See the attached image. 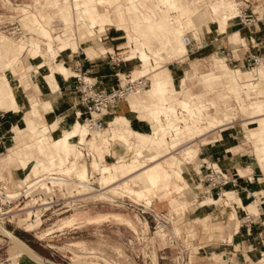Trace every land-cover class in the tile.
Listing matches in <instances>:
<instances>
[{
	"label": "crops",
	"instance_id": "obj_1",
	"mask_svg": "<svg viewBox=\"0 0 264 264\" xmlns=\"http://www.w3.org/2000/svg\"><path fill=\"white\" fill-rule=\"evenodd\" d=\"M36 1L38 2L40 0H36ZM58 1L60 0H46L45 6L52 7L51 5L56 4ZM137 1L145 2L147 4L148 9L145 8L146 12L141 11V13H143L144 19L147 21L146 24L152 22L154 23L155 19H158L157 6L161 2V0H137ZM163 1L166 5H169V3H171L172 5L175 4L177 6L181 5L182 7H191V8L193 7L192 5H195V3L200 2L199 0H195L193 2L190 0H163ZM34 2L35 1H33V3ZM138 2H136V0H130V1L129 0H90L89 5L92 8V10L95 11L96 13L102 14V21H100L101 24L98 23L99 26L101 25L100 27L104 29L105 25L108 24L109 26H107V29H110V27L113 26L116 28V30L125 31L128 41L123 42L122 41L123 36L119 35L120 33L118 31H116V34L114 35L109 30L105 34V37L102 38V40H97V42L95 43L92 40H90L91 41L90 43L86 41L80 44L79 42V51L77 53L63 52L61 53V55H59L58 61L63 62L67 66L66 67L65 65H63L67 69L68 76H69V69L75 72L80 71V73H84L87 71V76H89L90 78L98 79L100 81V84L105 88L118 86L120 83L124 81V78H128L131 75L137 78L146 74L148 75L150 81L149 91L151 90L158 98V100L159 99L161 100L163 98L164 102L167 103L168 105L170 104V101L167 99V94H168L167 89L170 87L172 88L168 98L173 97L174 102L176 101L174 105L177 106L178 109V118L181 117L180 115H184L185 113L181 110V109L185 110V107L183 105L185 101L193 106V111L196 113V115L202 113L203 116L201 115L196 116L186 111L188 114L191 115L192 120L191 122L189 121V123L186 124L185 127L181 125L182 123L177 126L181 130L183 129L182 130L183 135L175 143L171 142L172 137L175 136L176 134L175 129L173 130L171 129L172 135L170 140H168L167 139L168 136L167 137L165 136L166 135L165 133L167 132L168 129L157 130V128L154 125V128H156V130H154V132L150 134H154L157 136L156 139L157 143L147 146L146 148L149 147L151 149V154L154 156L158 155V157L160 158L169 156L171 159L173 156H177L180 161H182L183 163L187 162L188 164L192 163L196 158L197 159L199 158L202 161L200 162L199 166L196 168L189 167L187 164L184 165L183 166L184 169L182 167V171L186 176V181H182L181 179L174 177V179L171 181V186H173V184L176 183L182 185L183 188L184 187L190 188L191 183L189 182V179L191 177L190 174L191 172H194L196 176H199V174L205 175L209 164L216 163L229 175H231L232 177H236V185L229 186L227 188V190L229 189L234 190L229 192H236V195L232 199L228 197L229 192H227L226 197H221V198L216 197L218 200H220V203L216 204L213 202L212 203L209 202L206 205H204L202 203L203 197L208 198L205 196H211V195L199 194L200 196L197 195L193 201H190L188 200V197L187 198L185 197L184 199V196L182 197L176 196L177 194L180 193H177L175 196H172L173 193L172 191V193L169 194L168 196L163 195L164 197L162 198L165 200L164 201L160 200L159 203H157L156 205L160 209L164 207L165 209H168L166 213H162V214L158 213L154 208H152L153 206L152 204L150 205V207H145L147 205L143 203H140L139 205L143 206L144 208H148L150 212L160 215L161 217L167 216L171 221L167 220L166 225L168 229L171 231H174L173 229L175 223L178 222V224H182V227L186 232L189 229L190 224H192L193 222L196 223L198 218H200L201 221L202 218L203 220H205L204 222H206L203 224L204 233L206 232L205 234L209 235L211 231H208L210 230V227L207 225L208 221L210 220L212 224L218 223L216 227L217 229L215 230V231L217 230L219 231L217 232V234H215L217 238H215L214 240L211 239V237H208L206 239L204 238L203 242L200 241L202 244L198 246L197 258H195L193 263L189 261L190 264L263 263L264 262V108H263V113H260L257 109L255 112L254 108L251 105L252 102L256 99V98L254 99V97L259 96L260 99V95L257 94L256 96L253 97L250 94V97L248 96V98L251 100V103L245 104L244 102L243 104H241V109L245 112H248L249 114V117L246 118L247 122L245 121V124L248 125V129H249L247 138L251 142L252 140L254 141L252 143L254 144L256 157L260 163V165H257L254 164V162H252L250 158H247L249 157V155L247 156L248 153L246 152L241 151L239 158L234 156L236 154L234 153V151L236 152L240 151L239 148H241V144L240 145L236 144L234 141L235 139L238 140V136H232L235 138L230 141L232 143L224 139L225 137L227 139L230 138L228 137V135L230 134V128L233 126L232 123L234 122L231 120L232 116H230V119L225 121L226 120L225 118L224 120L218 116L210 115V113L206 110L208 109L207 105H211V103L209 102L204 103L205 105L201 106L197 99V97L205 96L207 93L192 92L191 89L188 88L187 86V81L189 80V73L194 69L193 64L196 61H198V59L197 60L190 59L191 56L201 55V58L199 60L201 59L206 60L207 57H210L211 55L212 57H216L217 54L219 53L226 55L227 59L230 60V62L234 65V67H240V68L232 69L228 66L226 60L220 57H217L215 63L217 67L218 59L219 60L221 59V61L226 62L227 67L232 73V77L234 76L239 81L237 82L239 86H240V82H242L243 84L244 82H248L249 80H254L255 78L254 73L256 71L255 67L249 70H242L241 68L251 64L250 57L252 54L264 52V17L256 18V19L253 18V21L251 23H248L245 20L246 18H243V16H241V21L239 23H235L234 21L230 23V20L234 18L232 17L225 21L224 26L220 29L221 31L217 33V37H215L212 41H207L206 39H200L198 41L199 43L194 41L193 43L194 44L197 43L198 45H196L193 49H190L189 52L186 51V47L178 48L177 49L178 51L185 50L183 53H180V55H173L174 53H172L170 49L165 50L169 54V57L177 58L175 59V61L168 62L167 64L163 63L162 66L160 67L162 69V72H164L168 76H171L174 79L173 83H171L168 86V83L162 81L161 79H158L154 83V85H152V81L155 80V72L157 71V69L151 70L148 73L143 71L141 72V74L138 75L137 73H135V69L138 66V64L136 63L137 61L140 62L139 57L137 55L141 57L142 54V51H137V48L135 49V46L137 45V41L138 40L142 41L143 38L140 36L137 38L138 40H135L136 38L135 36L133 38L130 37V32L132 31L135 23L140 17L139 15H136L138 13L137 11L138 6L141 7V3ZM230 2L235 3V5L237 6L238 15H236V17L239 16L240 15L239 2H237L236 0H230ZM39 4L41 3L39 2ZM104 5L107 6V11L109 15L108 17L106 16V13L103 11V9L105 8ZM196 12H198L197 9ZM137 23L138 24L136 25L140 27V30L143 29L147 31V29H145L146 24L144 25L140 24L141 21ZM227 28H229L230 31L225 32ZM153 32L159 33L157 30H154ZM225 33H227V35H225ZM63 40L64 38L61 37L59 43H61ZM161 41L163 43H167V41L163 40L162 37H159V39L158 38L153 39V44L155 45L154 46L155 48L154 47L153 48L155 50L162 48ZM144 43L140 42V44L142 45H144ZM124 48H130V49L126 51H121ZM139 49H143V48L141 47ZM57 50L60 51L59 47ZM104 50H109L113 52L115 60L123 58L124 54L128 51L129 54L127 55L130 56L135 55L137 59L135 58L129 61H120V62L117 61L114 64L112 61L109 62L106 61L105 58H103L101 52ZM206 50L208 51L206 52ZM144 51H146L147 53L149 52L148 48H146ZM131 52L132 54H130ZM161 54L165 61V56L163 55L164 51H162ZM35 55L37 54L35 53ZM180 58H184V59L179 60ZM142 65L143 64H140V66ZM212 72L214 73L216 71L212 70L210 72L204 74H198V75L196 73L195 75L192 76V78L195 76L198 77L199 82L202 83L204 87H207V85L204 82H202L203 79L202 76H208ZM38 73L39 76L41 77L39 78L40 79L39 82H36V85L33 87V90H28L27 92V90L24 89L22 90V93L20 92V94L17 90V99L23 114L27 112L24 111L23 109L26 106L32 107V101L37 100L36 105L39 106L38 111L40 112L38 123L40 127L44 126L43 129L39 130V127L37 126L36 122L31 118L29 117L22 118V114L18 111H11V113L8 114V116L4 118L2 116L0 117V144H1L0 153H3L2 149L4 148L3 147L4 142H7L9 139L7 136L12 133V125L18 124V129L21 133L23 132L21 130V125H25L30 132L33 130L43 131L44 134L42 136L41 134L33 135L34 141L26 145L25 149L21 151V156H20L23 165L25 167L29 166L28 168H30L31 172L34 175H36L35 178L41 177L39 175L42 171L41 167L39 166L40 164L39 156L42 157L43 152L40 155V150L38 146L41 148V141L42 139L45 138V134L47 133L46 131L49 130V133H51L50 135H48V137H50L53 134V132H56V134H58L59 129L62 131L63 127L68 128V126L69 127L72 126V123H77V121L80 122L79 115H81L82 111H84V109L78 104V98L75 87L76 81L75 79H73L72 76L67 78L68 76L65 77L60 72L54 74L58 84L55 85V84H51L50 81L49 82L47 81L46 78H48V75L46 77L45 76L46 74L45 75L41 74L40 71ZM51 74L52 73L50 72L49 76H51ZM260 75L264 76V74H258L259 76L257 78L258 80L252 81L254 84L264 81L263 78L260 77ZM219 77H220L219 75L215 76L217 80H220ZM29 87H32V80ZM213 87H217V86L215 85ZM235 88L236 87L234 88L227 87V93H223V94H228L231 99L237 102L235 97L236 94L234 92ZM244 88L246 87H243V89ZM10 89L11 87L0 88V95L3 96L4 93L9 91ZM247 89L248 88H246V90ZM255 89L256 90H252L253 92L251 91V93H255L258 90L256 87ZM205 90L206 88H204V91ZM261 92L263 93L262 90L259 91V93ZM158 100L154 97L153 98L148 97L146 100H143L141 104L143 106L144 104L148 106L156 104V106H159ZM260 100L263 102L262 105L264 107V99H260ZM142 105L139 106L140 109H142L143 107ZM6 106L10 107L7 104ZM131 107L132 105L128 99L120 101L117 105L114 106L113 112L107 117V121L108 122L111 121L114 117H116V115L117 116L125 115V117H128L130 119L129 122L131 121L135 129H138L140 131H151V121L148 120L146 117H139V115L140 114L142 115V113L139 114L137 110H134ZM204 120L206 121L204 122ZM203 124L205 125L202 126ZM217 129L222 131L225 137H220L217 139ZM160 131L163 132V136L159 135ZM5 133H8V135L4 136ZM187 137L189 138V142L185 143V139ZM38 138L39 140L37 141ZM101 140L102 142L99 144L101 145L100 147H106L107 145H109L111 147V150L108 153L114 155L115 158H119L118 160H115V163L112 165L115 164L121 165V163L125 162L126 159H124L125 158L124 155L127 152L133 154L137 153L136 155H138L139 152L146 151L145 147L140 146L136 150L134 149L135 151L134 152L133 149H131V147L126 142H123L122 139H120L119 137L110 138L109 134L107 135V139H101ZM43 145L45 150L46 143H43ZM186 150H192L193 152H195V156L193 158H189L184 154ZM178 154H181V157H179ZM104 155H106V153ZM1 160L3 161V158ZM202 180H204V176ZM181 183H184V185ZM184 189L181 191V193L184 191ZM192 189L193 191H195L194 190L195 188ZM198 190L199 192L200 191L203 192L204 187H199ZM170 195L171 197H169ZM122 206L126 207L125 203L122 204ZM143 207L140 208L143 209ZM28 208H30V206L23 207V209H28ZM133 211H135L136 216H138L140 219V222L138 221L137 224L130 216L119 211H101L94 209L75 210L74 212L71 213V215L63 219L62 223L58 226V230H63L65 227H73L76 225L80 227L84 225L99 224L105 221L116 220L123 225H127L130 229L135 231H138L137 227L138 225L141 224L140 227H142V231L144 233H149L147 231L148 228L150 229L148 218H152V216L150 214L144 215L141 213V211H136V210ZM115 214L119 215V219H116L114 217ZM97 215H101L106 218H104L101 222L99 221L96 223H91L89 219ZM247 217L249 218L248 221H244ZM144 219L146 220V222L145 223L143 222L144 223L143 224L142 221ZM69 220L73 221L72 224H65V222ZM230 220L234 222H236L235 220H238L239 223L236 224H233L234 222L229 223ZM129 221L132 223L129 224ZM146 224L148 228L146 227ZM53 231H54V227L49 228L46 233L42 234V236H46L50 233H53ZM228 231L229 233H226L224 235L221 234L222 232H228ZM164 246L165 245H163V247ZM153 247L154 248L151 253L156 251V244H154ZM161 248H159L157 252H161V251L165 252V250H162ZM169 251H172V249ZM18 255L21 257H26L30 262L43 263L42 261L36 259L35 257H32L31 255H29L24 251L22 253L18 252ZM217 256H220L221 259H218ZM151 258L154 264L160 263V257L157 258V260L154 259L153 257ZM168 258L170 262L171 260H173L171 256L170 257L168 256Z\"/></svg>",
	"mask_w": 264,
	"mask_h": 264
},
{
	"label": "rangeland",
	"instance_id": "obj_2",
	"mask_svg": "<svg viewBox=\"0 0 264 264\" xmlns=\"http://www.w3.org/2000/svg\"><path fill=\"white\" fill-rule=\"evenodd\" d=\"M2 1L3 0H0V13L4 12V11H2L4 8L2 9L1 7L5 3H3ZM33 1L37 2L36 0H7V3L12 2L13 4L17 3V4H21V6H22V5L31 4V3H33ZM45 1L46 0H40L39 2L42 5H45ZM190 1L193 2L195 0H190ZM199 1H200L199 3H195V5H192L193 6L192 9H195V10H193V12H195L196 14L202 15V16H206V15H208V13L212 12V6L215 5L216 3L222 1V0H199ZM225 1L233 4V2H230V0H225ZM236 1L239 2L240 15L232 18L230 20V23L233 21L235 23H239L241 21V16H243V18L248 17L251 19L264 17V12H263L264 11V0H236ZM58 2H60V1H58ZM131 2H133V1H131ZM136 2H138V1L136 0ZM139 2L141 3V7L138 6V8H137L138 13L136 15L140 16L138 18L137 22L141 21L140 24L144 25L147 23V21L144 19L143 13H141V11L146 12L145 8L148 9V7H147V4L145 2H141V1H139ZM94 3H96V2H94ZM159 4L162 7L170 8L169 12H171V14H170L171 16L168 15V19H167L168 24L171 25L173 23V26L174 25L180 26L181 22L179 21V15H178L179 10L177 9V7H175V8L172 7L171 3H169L170 7L163 5L161 2ZM51 6L57 7V6H59V3L57 5L52 4ZM104 7L105 8L103 9V11L106 13V16L108 17L109 15H108V11H107V6L104 5ZM180 7H182V6L180 5ZM152 9H153V7H152ZM196 9L198 10V12H196ZM17 11H19V10H17ZM45 14L56 15L57 11L53 10V8H51L49 6H47V7L45 6ZM62 19L64 21H67V19H64L63 16H62ZM137 22L135 23V25L131 31L133 34L130 32V37L133 38L135 36L136 37L135 40H138L137 38L140 36L143 38L142 41H140V40L137 41V45L135 46V49L136 48L139 49L142 47L143 49H140V51H144L146 48H148V51H149L148 54L150 55L152 60L149 64H144V62L141 63V62L137 61L136 64H138V66L135 69V73H137V75H138V74H141V72H143V71L148 73L151 70L157 69V71L155 72V80L152 81V85H154V83L158 79H161L162 81L168 83V86H169L171 83H173L174 79L171 76H168L164 72H162V69L160 67L162 66L163 63L167 64L168 62L175 61V59H177V58L176 57H169V54L165 50L170 49L171 52L174 53L173 55H180V53H183L185 50L178 51L177 50L178 48H176V50L171 49L172 45L169 42V39L167 40V37H168V36H166L167 33H164V32L155 33V32H148V31H145L143 29L140 30V27L138 25H136V24H138ZM154 22L156 23L157 19H155ZM224 23H225V21L220 22V21H217V19H212V20L208 19L206 21H202V24H199V26L198 25L186 26V28L188 30H185L184 34L190 35L194 39V40L192 39L193 42L195 41V42L199 43L198 41L200 39H206L207 41H212L215 37H217V33L219 31H221L220 29L224 26ZM228 24H229V21H228ZM185 25H187V24L185 23ZM100 29L102 30L103 28L100 27ZM109 30L114 35L116 34V31H118L120 33L119 35L123 36L122 41L123 42L128 41V38L126 36L125 31L116 30V28L113 26L110 27V29H107V31H109ZM227 31H230V29L227 28V30H225V32H227ZM99 35H102V38L105 37V34L103 35V33H101V34L98 33V37H99ZM225 35H227V33H225ZM8 36L11 37V35H8ZM28 36H30V35H28ZM96 37H97V35L86 38V40H88V43L91 42L90 40H92L95 43L98 40V38H96ZM159 37H162L163 40H166L167 45H165V43H163L161 41L162 48L155 50L154 49L155 45L153 44V39H155V38L159 39ZM208 37H210V38H208ZM1 38L7 39L12 44H11V46H8V45L0 42V77L7 75L6 77L11 82V84H10L11 89L9 91H7L6 93H4L3 96L0 95V117L2 116L4 118V117L8 116V114H10L11 111H18L22 114V118L29 117L32 120H34L36 122L37 126L39 127V130H41V129H43L44 126L40 127L39 123H38L40 112L38 111L39 106L36 105L37 100L32 101V107L26 106L23 110L27 111V112H25L23 114L21 109H20V106L18 104L17 90H18L19 94H20V92L22 93V90H24V89H26L27 92H28V90H33V87L36 85V82H39V80H40L39 78L41 77V76H39L38 72L34 73L35 68H38L39 65L41 67H43V68L39 69L40 73L44 74V75L46 74L45 75L46 77H47V75H50V71H51L50 68H52V70H54L55 74L59 73V68L65 64L61 61H57L55 63L54 58L56 57V55L58 53V50H57L58 47L60 46V44L63 41H65V39L61 43H59L60 38L55 39V44H54V40L52 41L49 38L50 43H49L48 49H46L49 52L48 58L45 57L44 59H42V58H39L37 55H35L34 51H36V50L31 49L30 46H28V48L25 50L24 45L16 43L15 41L12 40V39H14L12 37H11L12 39H10L8 37L1 35L0 39ZM14 40L18 41V39H14ZM84 40H82V41H84ZM140 42H143V43L147 42V43H144V45H142V44H140ZM80 43H82V42H80ZM88 43H86V44H88ZM197 43L194 44L192 49L196 45H198ZM13 45H14V47H17V48L21 47V55L20 56H22V53L24 51L23 58H20V59L18 58L16 60L11 58V53L13 51V49H12ZM170 45H171V47H170ZM50 46H52V48H54L53 51H50ZM129 49L130 48H124L121 51H126ZM162 51H164L163 55L165 56V61H164L163 56L161 54ZM207 51L208 50H206V52ZM65 53H70V50L65 51ZM127 54H129V51L126 52L124 54V56L127 57ZM130 54H132V52ZM51 55L54 58H51ZM46 56H47V54H46ZM217 57L225 59L226 62L228 63V66L232 69L240 68V67H234V65L230 62V60L227 59L226 55L220 54V53L217 54L216 57H212V55H211L210 57H207L206 60H203V59L199 60L201 58V55L200 56H197V55L191 56L190 59H192V60L198 59V61H196L193 64L194 69L189 73V80L187 81V86L194 93H207L205 96L197 97V99H198L199 104L201 106L205 105L204 103H208V102L211 103V105H207L208 109L206 110L210 113V115L218 116L222 119L225 118L226 119V120L224 119L225 121L230 119V116H232L231 120L234 122L232 123L233 126L230 128V134L228 135V137H230V138L227 139L224 136L223 132L220 131L219 129H217V139L220 137H225L224 139H226L227 141L230 142L232 139H235L232 136H238V140L235 139L234 141L236 144H239V145L241 144V148H239L240 151H237V152L234 151V153H236L234 156L239 158L241 151L246 152V153H248L247 156L249 155V157H247V158H250V160L252 162H254V164L260 165V163L256 157L254 144L252 143L254 141L252 140V142H251L247 138V135L249 133V129H248V125L245 124V121L247 120L246 118L249 117V114H248V112H245L241 109V104H243L244 102H245V104L251 103V100L248 98V96L250 97V94L253 97L256 96L257 94H259L260 99H264V95H263L264 94V81L257 83V84L255 83L253 86H251V87H256L258 89L255 93H251L252 90L250 91L249 88L247 90H246V88L243 89V87H245V86L242 84V82H240V86H239V84L237 83L239 81L234 76L232 77V73L229 70V68L227 67L226 62L221 61V59L220 60L218 59L217 60V67H216L215 63H216ZM182 59H184V58H180L179 60H182ZM6 64H7V66H6ZM46 64H47V66H46ZM140 64H143V65L140 66ZM158 68H160V69H158ZM253 68H254V65L250 64V65L243 67L241 69L242 70H249V69H253ZM212 70L216 71V72H214V73L212 72L208 76H202V78H203L202 82H204L207 85V87H204V85L199 82L198 77L195 76L192 78V76L195 75L196 73H197V75L198 74H204V73L210 72ZM257 72H258V74H261V73L264 74V70H261V69H258ZM70 73H71V71L69 69V74ZM3 74H5V75H3ZM216 75L220 76L219 77L220 80H217L215 78ZM260 77H262L264 80L263 75H260ZM46 79L49 82V79L48 78H46ZM31 80H32V87H29L31 84ZM256 80H258V79H256ZM250 81L252 82L254 80H249L248 82H250ZM215 85L217 87H213ZM250 85H252V84H250ZM249 86H247V87H249ZM2 87L5 88V86L3 84H0V88H2ZM227 87H231V88L236 87L234 92L236 94L235 97H236L237 102L234 101L233 99H231L228 94H223V93H227ZM204 88H206L207 91L206 90L204 91ZM167 90H168L167 91L168 92L167 99L170 101L169 105L177 108V106L174 105V103L176 102V101L174 102V98L173 97L168 98L169 93L171 92L172 88L170 87ZM260 90L263 91V93L261 92L262 94L259 93ZM220 93H222V94H220ZM148 94L145 93L141 96H133V98L135 97L134 99L136 101L140 102V101H143L144 99H146V97H149ZM130 98L132 100V97H129L128 99H130ZM257 98H258L257 100L259 102H262L259 99V96ZM131 100L129 102H131ZM257 100L255 99L251 104L252 107L254 108L255 112H256V108L254 107L255 106L254 102ZM6 104L9 105L10 107H7ZM253 104H254V106H253ZM136 110L138 111L139 114L142 113V115H144V116H142L141 114L140 115L138 114L139 117H146L148 120L151 121V131H140L138 129H135L133 127L131 121H130V125L128 127L132 130H136V131H140V132L153 133L154 130H156V128H154V125H156L157 122L154 121V119L150 115V112H148L149 110H146L144 108L140 109V107H138ZM192 112L193 113H191V114L196 115V113L194 111H192ZM260 113H263V110ZM120 115H123V114H120ZM197 115L203 116L202 113H199ZM180 116H181L180 118H177V117H176V119L173 118L177 122L175 120L173 121V119L171 121L174 123H177V125L178 124L180 125L182 123L181 125L183 127H185V125L188 124L189 121L191 122V120H192L191 115L188 114L187 112H185L184 115H180ZM83 118H84V114L82 112L81 115H79V119L83 122ZM205 121L206 120H204V122ZM13 122H16V121H13ZM165 123H167V122H165ZM205 124H203L202 126H204ZM169 125H171V124H169ZM177 125H175V128L177 127ZM72 126H73V123H72ZM72 126L71 127L68 126V128L63 127V129L69 130L72 128ZM164 126H167V125L164 124ZM125 128L129 129V128H127V126H125ZM168 128H167L168 129L167 132L165 133L166 134L165 136L166 137L168 136L167 139L170 140L171 135H172L171 129L173 130V127L171 126ZM21 130L23 131L22 133L18 129V124H14V125H12V133L10 135H8V133L4 134V136L8 135L7 137L9 138L7 142H4V146H3L4 148L2 147L3 153H0V180L7 182L6 183L7 190L5 191V194H8L9 192H13V191L19 192L20 189L22 187H24V184L27 180H31L36 176L31 172L30 168H28L29 166L25 167L23 165L20 156H21V151L25 149L26 145L29 143H32L34 141V138H33L34 134H36V135L41 134V136H42L44 133H43V131H39V130L38 131L33 130L30 132L26 128L25 125H21ZM46 132L47 133L45 134V138L42 139V141H41V148L38 146V148L40 150V155L42 152L44 153V151H45L43 143L50 142L48 135H50L51 133H49V130H47ZM62 132L63 131H61L59 129L58 134L60 135V134H62ZM221 134H222V136H221ZM127 135H129V133ZM159 135L163 136V132L160 131ZM182 135H183V132L181 133V131H179L178 138L175 141L177 142L178 139ZM39 138L37 139V141L39 140ZM129 138H130V141H135V139H133V137L131 135ZM188 142H189V138L187 137L185 139V143H188ZM230 143H232V142H230ZM0 146H1V144H0ZM99 146H101V145H99ZM130 146H132V145H130ZM147 146H150V145H147ZM109 149L111 150V147ZM145 149H146V151L139 152V154L136 156H134L135 153L133 154V153L127 152L124 155L125 156L124 159H126V161L121 163V165H118V167L124 166L126 168V166H127V168H128L129 166H131L132 169L135 168L136 166L141 167L143 164L138 162V158L141 160H145L147 163L150 162L149 158L155 157V156L151 154V149L149 147L148 148L145 147ZM149 149H150V151H149ZM74 150L76 151L75 147H74ZM96 154H98V153L96 152ZM103 155L104 154H102L99 157V160L102 164L112 165L115 163V160L119 159V158H115L114 155H111L109 153L108 154L106 153V155H104V156ZM70 156H72V155H70V153H69L68 158ZM178 156L181 157V154H178ZM175 157H177V156H175ZM2 158H3L4 162L1 160ZM147 158L149 160H147ZM55 160H56V163L59 162L58 166H56V167H59V165H60L59 157L55 158ZM93 160L94 159L88 160V161H83L80 164H84V163L90 164ZM39 162H40L39 166L42 169L41 173L39 174L40 176H42L46 172H52L53 171V170L47 169V167H48V166H46L47 163L44 164L42 157H40V156H39ZM66 162L67 161L65 160L64 165L66 164ZM200 162H202V161L199 158L198 159L196 158L192 163L188 164L187 162H184L182 166L187 164L189 167H195L196 168V166H198L200 164ZM68 167H66V169ZM90 168L91 167H89V170L91 171L92 168L91 169ZM127 168L125 169V171H126L125 174H127L129 170L132 171V169L128 168L129 169L128 170ZM183 169H184V167H183ZM190 174H191V177L189 179V182L191 183V187L195 188L194 189L195 191H193V189L191 187L190 188L184 187L185 188V189L183 188L184 191L182 193L180 192V194H177L178 193L177 191L172 190L173 191L172 196H175L177 194L176 196H181V197L184 196V199H185V197L186 198L188 197V200L193 201L197 195H199V194L203 195V192H201V191L199 192L198 188L199 187H206L205 180H202L204 175L199 174V176H196V174L194 172H191ZM120 175L124 176L122 171H121ZM67 176H71V175H67ZM98 177H100V176H97V178ZM97 178H95L96 182H97ZM52 182L54 185L57 183V181H52ZM62 183L63 182H61V184ZM133 184L134 185L137 184L135 186V188L140 189V187H141L140 186V184H141L140 179L135 178V180L133 181ZM181 184L184 185V183H181ZM95 185H96V187H99V180L97 183H95ZM64 191L66 192V190H64ZM39 192L45 193L46 196H48L52 192V186L45 181L44 183L40 184ZM55 193H56L55 194L56 197L59 198L62 201V203L58 204L57 206L52 208L50 211H47L45 213L44 217H42V218H39V217H40V215H42L44 213V209H42L43 206H39L37 204H34L35 201H30L29 197L28 198L23 197L21 199V201H23L21 204H19L18 201L13 203V204L7 203L5 205H2V203H0V217H1L0 218V225L3 228L12 231L15 235L20 237L23 241H25L30 247H32L41 256L48 258L54 262L60 263V264H142L143 263L140 260L135 261L132 258H127L129 260L126 261L124 258L121 257V255L125 256L123 240H124V238H126L132 234V229H130L127 225H123L116 220L105 221V222L99 223V224L84 225V226H80V227L78 225H76L73 227H65L63 230H58V226L62 223L63 219L66 218L67 216L71 215L72 212H74L75 210H88V209L101 210V211H119V212H122V213L130 216L135 221V223L137 224L138 221L140 222L139 217L136 216L135 211H133L132 209H129L127 207L122 206V204L125 203L124 201L123 202H119V201L114 202V201H111L110 199H99L98 196H95L92 193L91 194L88 193V195L86 196L87 198L86 197L83 198L87 204H85V205L83 204L82 206H77V207L73 208V210L71 212H68V213L64 212L63 213V211L65 209L63 207L64 203H66L69 200L68 198H65V197H68V194L63 195L62 192L57 188H56ZM154 193L156 194V197H154L152 199V201H153L152 202V205H153L152 208H154L160 214L166 213L168 211V209H165V207L160 209L156 205H157V203H159L160 200L161 201L165 200L162 197H164L163 195L166 196L167 192L163 191L161 189V187H158L149 196L153 197ZM169 197H171V195ZM124 199H125V201H128V199H133L137 203H143V204L147 205L145 207H150V205H151V204H149L151 201V199L149 197H144V196L139 197V196L135 195L133 198H129L127 196ZM46 201H47V199L43 198V202L47 203ZM209 202H211V203L213 202V203L218 204V203H220V200H218L217 198L215 200H212V201H210V200L206 201L205 198H203V200H202V203L204 205H206ZM115 205H117V206H115ZM26 206H30V208L23 209V207H26ZM232 210H234V209H232ZM32 215H37V218H34V216L31 218ZM114 217H116V216H114ZM97 218H98L97 216H95V218L93 216L89 220L93 219L92 221L94 223H96ZM94 219H95V221H94ZM116 219H117V217H116ZM148 219H149V226H150V229H149L147 224H146V227L148 228L147 231L149 232V236H150V237H148V240H151L152 243L156 244V251L151 253V257H153L156 260H157V258L160 257V263L159 264H179V262L174 263V260L176 261V257L178 256V249L172 248V251H169L171 249L167 248L169 250H165V252L164 251L157 252V250L159 248L163 247V245H166L168 243V236L169 235H173V236L177 237L179 239V245H183L182 247H184V246L188 247V254L190 256L189 261L193 263L195 258H197L198 246L202 244L201 242H203V239L211 237V239L215 240V238H217L215 236V234H217V232H219L218 230L215 231L217 229L216 227H217L218 223L212 224V222L209 220L207 225L210 227V230H208V231H211V233L209 235L205 234L206 232L204 233V230H203L204 225L203 224L206 222H204L205 220H203L202 218H201V221H200V218H198L196 223L193 222L192 224H190V227L186 232L184 231L182 224H178V222L175 223V226L173 229L174 231H171L168 229V227L166 225L167 224L166 219L163 220L161 223H157V224L152 218H148ZM98 221L101 222V220H98ZM235 221L236 222L230 220L229 223H233V222H234L233 224L239 223L238 220H235ZM72 222L73 221L69 220V221L65 222V224H68V223L72 224ZM143 222L145 223L146 220L144 219L142 221V223ZM140 225H138V227H137L138 230L142 229V227H140ZM52 227H54L53 233H50L46 236H42V234L46 233L48 231V229L52 228ZM76 227H79V228H76ZM143 227H144V225H143ZM226 233H229V231L228 232H222L221 234L224 235ZM18 252L22 253L23 251L20 250L15 245V243L13 242V240L10 237H8L6 234L1 232V230H0V264H44V263L30 262L26 257L19 256ZM91 253H93V254H91ZM77 254H80L82 256L77 255ZM167 255L169 257L171 256L172 259H174V260L173 261L171 260V262H170L168 260L169 258ZM217 258L221 259L220 256H217ZM220 261H222V260H220ZM190 262H189V264H190ZM153 264H154V262H153ZM194 264H197V263H194ZM252 264H264V262L263 263H252Z\"/></svg>",
	"mask_w": 264,
	"mask_h": 264
},
{
	"label": "bare ground",
	"instance_id": "obj_3",
	"mask_svg": "<svg viewBox=\"0 0 264 264\" xmlns=\"http://www.w3.org/2000/svg\"><path fill=\"white\" fill-rule=\"evenodd\" d=\"M89 1L90 0H60V2L56 3V5L59 3L60 7L59 6L51 7L53 8V10L57 11L56 15L45 14V5L39 4L38 3L39 1L34 2L32 4H27V5H22V6L19 5L16 8V12L22 16L23 27L25 29V32H28L30 36L28 35L14 36L0 29V37L1 35H3L10 39L12 38L18 39V41L14 39L12 40L15 41L16 43L24 45L25 50L28 48V46H30L31 49H36V51L34 52L38 55L39 58H42V59H44L45 57L48 58L49 52L46 49H48L50 39L52 41L54 40V44H55V39L63 37L65 41H63L60 44L59 46L60 51H58L55 58L52 57L51 55V58H54V62L56 63L58 61L59 55H61V53L67 50H70V53H77L79 51V42H82V43L84 41L86 42L88 41L86 40V38H89L95 35H97L96 38H98V40H102V35H99L98 37V33L99 34L103 33V35L107 33V26L109 25L108 24L105 25V28L103 30L100 29L101 25L99 26L98 23L102 21V14L96 13L95 11H93L89 5ZM161 3L165 6H169V5H166L163 0H161ZM172 7L174 8L177 7V9L179 10L177 11L179 13L178 15H179V21L181 22L180 23L181 26H176V25L173 26V23L169 25L167 22V19H168V15L171 14V12H169L170 8L162 7L159 4L157 6L158 8L157 22L146 24L145 29H148L147 30L148 32H153L154 30H157L159 33H162V32L167 33L166 35L168 36L167 40L169 39V42L171 43L173 49L176 50V48L186 47V51L188 52H189L190 47L188 46V43L185 40V38L187 37V34L186 35L184 34L185 30H188L186 26H193V25L199 26V24H202V21H206L208 19H211V20L217 19V21H220V22L226 21L238 15V8L235 6V4L228 3L225 0H222L216 3L215 5H213L212 12L208 13V15L206 16L196 14L195 12H193V9L191 7H180L179 5L178 6L172 5ZM17 10H19L20 12ZM62 16L64 17V19H67V21H64L62 19ZM55 19H58L60 21L61 26L54 24ZM185 23L187 25H185ZM8 35H11L12 38ZM188 36L190 40L193 39L190 35ZM193 40L191 41L192 43H193ZM0 42L8 46H11L12 44L5 38H1ZM165 45L167 44L165 43ZM12 49H13L11 53L12 59L16 60L18 58L19 59L23 58L24 51L22 53V56H20L21 47L17 48V47H14L13 45ZM53 50L54 48L50 46V51H53ZM137 51H140V49H137ZM108 52H111V51L104 50L101 52V55L102 54L105 55ZM137 56L139 57V60L141 63L144 62L145 64H147L151 62L152 60L150 55L146 51H142L141 57L139 55ZM127 58L137 59L135 55H132V56L127 55ZM40 68H43V67L38 66V68H35L34 73L39 72ZM255 68H256V71L254 73L255 75L254 80H256L259 77L257 70L264 69V63L258 64ZM50 69H51L50 72L52 74L51 76L48 75L49 81L51 84L58 85L55 79L54 70H52V68ZM70 71L71 73L68 76L67 69L65 66H61L59 68V72L62 73V75H64L65 77L68 76L67 78L75 75L76 73L75 71H72L71 69ZM6 76L0 77V84H3L5 87H10L11 82ZM142 76H148V75L145 74ZM243 85L246 88H249L250 91L256 90L255 87H251L254 85L253 82H244ZM149 88H150V81H149ZM148 91L149 89H147L143 93L129 95L128 98L132 97V100L131 98L128 99L129 101L131 100L130 102L132 105L131 108L136 110L140 105H142L141 104L142 101H140L141 103L139 101H136L134 99L135 97L133 98V96H141L145 93L147 94L149 93L148 96L150 98L154 97L158 100V98L155 96V94L151 90L149 92ZM257 97L258 96L254 98H256L257 100L258 99ZM147 98L148 97H146V99ZM257 101L254 102L255 106L254 104L253 106L258 111L261 112L263 110L262 102H259V101L257 102ZM138 104L140 105L138 106ZM154 105L148 106L144 104V106L143 105L142 106L144 107V109L149 110L148 112H150V115L152 116L154 121L157 122V124L155 125L157 130L167 129L168 127H171V126L173 127V129L176 130L175 136H173L171 139V142L175 143L176 142L175 140L178 138L179 131H181V133L183 132L182 131L183 129L181 130L178 127L175 128V125H177V123H174L171 121L173 118L175 119L176 117L178 118V109L174 106H170L167 103H165L163 98L161 100L160 99L158 100L159 106H156V104ZM183 105L185 107V110L181 109L183 112L188 111L189 113H193L192 112L193 107L191 104L185 101ZM82 112L84 114L83 122L81 120L80 122L77 121V123H73V126L71 129L69 130L62 129L63 132L60 135L56 134V132H53V134L49 137L50 142L46 143L45 151L42 155V159L45 163H47L46 165L48 166L47 169L53 170V171L44 173L43 176H41L40 178L34 177L33 179L25 182L24 187L22 188H26V193L28 195L32 194L31 195L32 200L30 201H35L36 203L37 196L35 195L37 194L42 195V198H41L42 202H43V198H46L49 201V198L53 197L54 194H56L55 192L57 188L62 192L63 195L68 194V197H65V198L71 199L74 197V199H72L71 202L76 201L79 198L83 199L88 195V193L89 194L92 193L95 196H98L99 199H110L111 201H114V202L124 201L125 203L129 201H133L137 203L133 199H128V201H125L124 198L127 196L129 198H133L135 195L139 197L144 196V197H149L151 199L149 204H152L153 202L152 199L156 197V194L154 193L153 197H150L149 195L152 194L154 190L158 187H161L163 191H166L167 195L171 194L172 190L177 191L178 193H180L183 190V187L179 184L175 183L173 184V186H171V181L174 179V177H177L178 179H181L182 181H186V176L182 171L183 162L180 161L179 158L175 156H173L170 159L169 156L160 158L158 157V155H155V157L149 158L150 162L148 163L145 160H141L138 158V162L142 163L143 165L141 167L136 166L133 169L131 168V166H129L128 168L132 169V171H130L126 166V168L130 171V172L128 171L127 174H125L126 168L124 166L118 167V165L116 164L115 165L102 164L99 160V157L102 154L108 153L110 150L109 149L110 146L107 145L106 147H100L99 144L102 142L101 139H107L108 134L110 138L119 137L120 139L123 140V142H126L129 146L132 145L130 147L131 149H133V151L134 149L136 150L140 146L147 147V145L156 144L157 136L154 134L130 129L128 127L130 125L129 119L125 116L114 117L111 121H109L105 129L90 130L85 125V121H86L88 114L85 111H82ZM175 119H173V121ZM164 124L167 126H164ZM125 126H127V128L129 129H126ZM128 133L129 135H127ZM130 135L133 137V139H135L136 142L130 141V138H129ZM79 142H81L83 145L81 146ZM74 147L76 148V151L74 150ZM83 148L87 149L92 154L90 158L85 157ZM96 152L98 154H96ZM69 153L72 156L68 158ZM136 154L137 153H135L134 156H136ZM184 154L188 156L189 158H193L195 156V152H193L192 150H186ZM57 157H59L60 159L59 167H56L58 166V163H59V162L56 163L55 158ZM92 159L94 160L90 164H87V163L80 164L83 161H88ZM149 159L147 158V160ZM65 160L67 162L64 165ZM121 161H124V160H121ZM66 167L68 168L66 169ZM89 167L92 168L91 171L89 170ZM121 171L124 174V176L120 175ZM67 175H71V176H67ZM97 176H100V177L97 178ZM95 178H97V182L99 180V187H96L95 185V183H97ZM135 178H138L141 181L140 189H136L135 186L137 184L136 185L133 184V181L135 180ZM45 181L52 186V192L48 196L39 192L40 184L44 183ZM52 181H57V183L54 185ZM61 182L63 183L61 184ZM6 190H7V186H6ZM64 190H66V192ZM229 191H234V190L229 189L225 191L223 195H219V196H217L216 194H213L211 196H205V197L210 198V199L208 198H205V199L206 201H209V200L212 201V200H215L216 197H219V198L226 197V193ZM20 192L21 191L19 192L13 191V192H9L6 195L8 197H18V195L22 193ZM235 195H236V192L228 193V197L232 199ZM48 201L47 203L43 202V204L42 202H40L37 205L43 206L42 209L44 210L48 209L49 208L48 206L50 204V202ZM137 204H140V203H137ZM65 213H68V211H65ZM42 215H40L39 218H42L43 217ZM33 216L37 218V215H32L31 218ZM114 216H116L117 219L119 218V215L117 214H115ZM97 217L98 218L96 222H99L98 220L102 221L104 218H106L101 215H97ZM162 218H164V220L165 219L170 220L167 216H163ZM92 220L93 219H91L90 222ZM161 222L162 220H160L158 223H161ZM130 223L132 222L129 221V224ZM0 230L4 234H6L8 237H10L17 247H19L21 250L28 253L32 257H35L36 259L42 261L45 264H57L54 261L38 254L32 247H30L25 241H23L21 238L15 235L12 231L3 228L1 225H0Z\"/></svg>",
	"mask_w": 264,
	"mask_h": 264
},
{
	"label": "built area",
	"instance_id": "obj_4",
	"mask_svg": "<svg viewBox=\"0 0 264 264\" xmlns=\"http://www.w3.org/2000/svg\"><path fill=\"white\" fill-rule=\"evenodd\" d=\"M4 5H2V11L0 13V29L8 34H12L14 36H25L30 35L28 32H25L22 23V16L16 12L17 6L21 4L17 3H7V0H3ZM13 12H12V11ZM246 22L251 23L253 19L246 17ZM54 24L60 25V21L55 19ZM185 40L188 43L190 49L194 46L187 35ZM106 61H112L114 64L117 61H129L127 57H123L120 59L114 58V54L108 52L107 54L103 55ZM91 60V59H90ZM251 65L257 66L258 64L264 63V52L262 53H254L250 57ZM73 79L76 81V94L78 98V104L84 109V111L88 114L85 125L90 130H102L107 127L109 123L107 121V117L113 112V108L122 100H127L128 96L131 94H139L145 92L149 89V77L147 76H140L135 78L133 75L129 76L128 78H124V81L120 83L118 86H113L111 88H105L100 84L98 79L90 78L87 76V71L84 73H80V71L76 72L75 75L72 76ZM82 146L83 144L79 142ZM83 152L85 153L86 158H90L92 154L85 148H83ZM204 180L206 182V187H204L203 195H223L229 186L236 185V177H232L229 175L225 170H223L219 165L217 166L216 163H210L207 172L204 175ZM6 183L3 180H0V203L2 205L5 204H13L15 202H19L21 204L23 201L21 199L23 197L30 198L32 200V196L26 193V188H21V194L18 197H8L5 194L6 190ZM36 203L39 204L42 202L41 194L35 195ZM44 197V196H43ZM87 198V197H86ZM69 199L66 203H64V211L71 212L73 208L77 206H82L83 204H87L84 199L79 198L76 201ZM49 208L44 210L43 217L47 211H50L52 208L57 206L58 204L62 203V201L56 197L54 194L53 197L49 198ZM125 206L129 209L141 211L142 214H150L156 224L160 220H164L160 215L150 212L148 208H144L143 206L129 201L125 203ZM140 207H143L141 209ZM35 218V216H34ZM248 217L244 221H248ZM34 230V229H33ZM149 233H144L141 230L135 231L132 230V234L123 240L124 245V254L122 256L126 261L129 260L127 258H132L135 261L140 260L143 262L142 264H153V260L151 258V252L153 250V243L151 240H148ZM183 245H179V239L173 235L168 236V243L161 248L162 250H166L167 248L170 249H178V256L176 257V261L174 263L179 262V264H188L190 256L188 254V247H182ZM52 248V247H51ZM127 256V257H126ZM172 260V261H173ZM173 263V262H172Z\"/></svg>",
	"mask_w": 264,
	"mask_h": 264
}]
</instances>
